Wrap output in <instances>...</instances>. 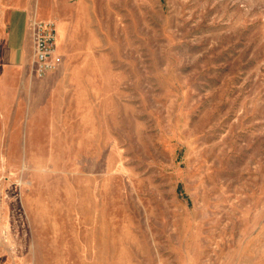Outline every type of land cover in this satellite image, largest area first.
I'll return each mask as SVG.
<instances>
[{
    "label": "rangeland",
    "instance_id": "rangeland-1",
    "mask_svg": "<svg viewBox=\"0 0 264 264\" xmlns=\"http://www.w3.org/2000/svg\"><path fill=\"white\" fill-rule=\"evenodd\" d=\"M0 264H264V0H0Z\"/></svg>",
    "mask_w": 264,
    "mask_h": 264
},
{
    "label": "crops",
    "instance_id": "crops-1",
    "mask_svg": "<svg viewBox=\"0 0 264 264\" xmlns=\"http://www.w3.org/2000/svg\"><path fill=\"white\" fill-rule=\"evenodd\" d=\"M32 19H33L32 14L26 11L15 12L10 17L9 38L12 43V49L14 50V54L16 56L22 55L23 57V55L25 54L24 51L30 54L31 56L33 52V47H32L33 45L28 31L29 24ZM58 51L63 59L64 50L58 48ZM71 73H73L72 67L69 68L68 65L62 64L61 67L56 72L48 74L45 78H37L32 75L31 67L30 65H28L21 84L25 89H27V92L31 96L34 94V90H37L40 87L46 88L50 83L52 84L59 81V83H61L59 84V86L68 84L69 82L74 83L75 77L73 75L71 76L70 75ZM65 96L68 97V99H70L74 97V94L69 91V93H66Z\"/></svg>",
    "mask_w": 264,
    "mask_h": 264
},
{
    "label": "built area",
    "instance_id": "built-area-1",
    "mask_svg": "<svg viewBox=\"0 0 264 264\" xmlns=\"http://www.w3.org/2000/svg\"><path fill=\"white\" fill-rule=\"evenodd\" d=\"M32 37L31 73L34 77L45 78L56 72L63 64L57 47V28L53 21H30Z\"/></svg>",
    "mask_w": 264,
    "mask_h": 264
}]
</instances>
